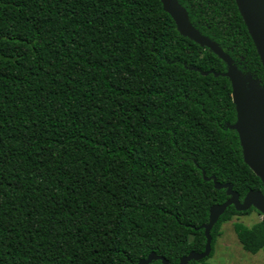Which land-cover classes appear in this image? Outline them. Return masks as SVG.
Wrapping results in <instances>:
<instances>
[{"label":"trees","instance_id":"obj_1","mask_svg":"<svg viewBox=\"0 0 264 264\" xmlns=\"http://www.w3.org/2000/svg\"><path fill=\"white\" fill-rule=\"evenodd\" d=\"M176 1L227 61L159 0H0V264H178L228 199L213 179L264 194L234 129L229 74L264 100L235 1ZM234 232L264 254V218Z\"/></svg>","mask_w":264,"mask_h":264},{"label":"water","instance_id":"obj_2","mask_svg":"<svg viewBox=\"0 0 264 264\" xmlns=\"http://www.w3.org/2000/svg\"><path fill=\"white\" fill-rule=\"evenodd\" d=\"M159 1L164 11L171 16L177 30L183 37L190 39L201 47L208 48L223 61H227V58L214 44L192 30L187 23L185 12L176 0ZM234 1L264 70V0ZM228 76L232 89L231 98L237 114L234 129L239 138L243 162L260 179L264 188V100L248 90L242 80L232 74ZM213 183L217 190L226 189L228 199L223 204L214 205L209 209L208 223L201 226L206 240L203 252L196 253L192 251L187 256L182 257L178 264L200 262L209 257L212 250L210 232L228 207L233 206L237 212H246L254 208L264 216V194L261 191L248 192L243 201H240L239 195L232 191L230 185H220L215 179H213ZM153 261L168 264L163 257L154 253L148 255L146 259L140 260L137 264H151Z\"/></svg>","mask_w":264,"mask_h":264},{"label":"rangeland","instance_id":"obj_3","mask_svg":"<svg viewBox=\"0 0 264 264\" xmlns=\"http://www.w3.org/2000/svg\"><path fill=\"white\" fill-rule=\"evenodd\" d=\"M263 218L264 216L260 213L252 212L249 215L235 216L231 221L222 224L220 236L211 248V257L206 258L203 263L200 261L197 264H264L263 251H259L255 255L243 251L234 232L235 224L250 227L262 221Z\"/></svg>","mask_w":264,"mask_h":264}]
</instances>
